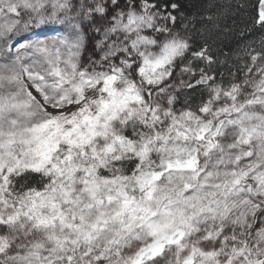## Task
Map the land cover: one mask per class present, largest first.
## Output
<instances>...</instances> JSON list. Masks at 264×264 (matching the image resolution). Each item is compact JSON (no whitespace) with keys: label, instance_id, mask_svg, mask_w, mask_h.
Segmentation results:
<instances>
[{"label":"snow or ice","instance_id":"snow-or-ice-1","mask_svg":"<svg viewBox=\"0 0 264 264\" xmlns=\"http://www.w3.org/2000/svg\"><path fill=\"white\" fill-rule=\"evenodd\" d=\"M197 23L184 0H0V264H264V40L234 69L231 30Z\"/></svg>","mask_w":264,"mask_h":264},{"label":"trees","instance_id":"trees-1","mask_svg":"<svg viewBox=\"0 0 264 264\" xmlns=\"http://www.w3.org/2000/svg\"><path fill=\"white\" fill-rule=\"evenodd\" d=\"M186 5V12L189 15L195 14L198 18L197 27L200 26L199 17L203 14H212L219 17V21L222 27H227L231 31L228 33L230 40L227 42L229 47L224 48V51L230 52L229 63L234 69H238L242 63L250 62L249 57L244 55L242 48L247 45L249 41L252 42V47L257 51L261 49V40H264V29L254 24V19L258 16L259 0H184ZM214 3V7L209 8L208 4ZM251 28V32L248 33L244 40L239 38V32L242 29ZM213 35H219L217 32H213ZM211 43V41H209ZM223 45L220 41H217L212 47L211 54L218 59H222L220 48ZM198 63V62H197ZM203 66V65H200ZM217 71V81H220L219 72L225 71L224 82L228 83L230 77L227 72L231 71L227 66L221 68L219 64L213 66ZM187 78V77H185ZM242 73L237 72L236 80L242 79ZM192 97V103L195 106L200 98V91L189 93ZM179 107V105H178Z\"/></svg>","mask_w":264,"mask_h":264},{"label":"rangeland","instance_id":"rangeland-1","mask_svg":"<svg viewBox=\"0 0 264 264\" xmlns=\"http://www.w3.org/2000/svg\"><path fill=\"white\" fill-rule=\"evenodd\" d=\"M48 35H54V33H48Z\"/></svg>","mask_w":264,"mask_h":264}]
</instances>
